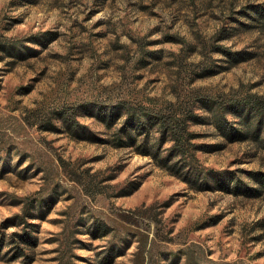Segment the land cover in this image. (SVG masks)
Segmentation results:
<instances>
[{
	"label": "rangeland",
	"instance_id": "rangeland-1",
	"mask_svg": "<svg viewBox=\"0 0 264 264\" xmlns=\"http://www.w3.org/2000/svg\"><path fill=\"white\" fill-rule=\"evenodd\" d=\"M190 95L204 182L114 145ZM200 96L264 99V0H0V264H264V122Z\"/></svg>",
	"mask_w": 264,
	"mask_h": 264
},
{
	"label": "trees",
	"instance_id": "trees-1",
	"mask_svg": "<svg viewBox=\"0 0 264 264\" xmlns=\"http://www.w3.org/2000/svg\"><path fill=\"white\" fill-rule=\"evenodd\" d=\"M236 58L240 60L238 57ZM192 96L194 95H190V99L188 100L178 99L177 101L170 102L168 105L159 109H151L147 106L136 107L126 103L122 106H114L106 110V120H108L109 123H111V121L116 123L123 119L121 125L114 132V145L135 146L138 142L141 144L144 143L145 145L151 142L152 137H154L155 143H151L148 147L141 149L140 152L144 154H153L157 158H160V151H162L161 147L168 144L165 148L166 155L162 157V159L169 164V167H171V169L174 166L177 167V170L181 171L187 180L194 178L196 180H203L202 182H204V176L201 175L203 169L197 155L202 145L196 143L194 139L197 133L191 129V123L199 122L202 116L194 112L197 104L196 101L192 102L191 105L189 104ZM194 100H197V98H194ZM230 100L229 105L224 107L223 103L217 105L218 101L200 96V102L203 106L209 104L213 111L220 112L224 118L227 112L243 114L247 109V115L249 116L251 112L254 111V116L258 119V126L256 129L259 130V127L264 122L263 97L260 96V99L254 102L249 98H232ZM199 106H201L200 103ZM73 120L74 121H68V123L75 124L77 128L79 122L77 119ZM154 134L157 136H154ZM140 137L141 139L138 141ZM257 176L258 174H255V177ZM201 184V186H203V183ZM19 241L20 243L22 242L23 246L27 247L36 243V237L32 234L31 230H29L21 234ZM15 250H17L15 254L18 257L23 256V258H26L25 256L28 255L25 250ZM27 264H30V261L27 262Z\"/></svg>",
	"mask_w": 264,
	"mask_h": 264
}]
</instances>
